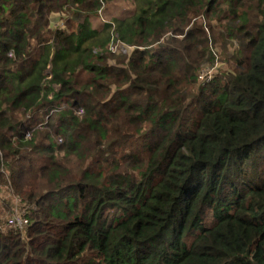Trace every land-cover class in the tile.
Here are the masks:
<instances>
[{"label":"trees","instance_id":"trees-1","mask_svg":"<svg viewBox=\"0 0 264 264\" xmlns=\"http://www.w3.org/2000/svg\"><path fill=\"white\" fill-rule=\"evenodd\" d=\"M133 3L98 31L99 0H0V189L29 219L0 264H264V0ZM200 15L239 54L194 87Z\"/></svg>","mask_w":264,"mask_h":264},{"label":"rangeland","instance_id":"rangeland-1","mask_svg":"<svg viewBox=\"0 0 264 264\" xmlns=\"http://www.w3.org/2000/svg\"><path fill=\"white\" fill-rule=\"evenodd\" d=\"M100 5L94 14H89V19L92 23V27L98 31H101L102 28L106 23L112 22L114 19H119L128 15H131L134 11L135 5L133 3L134 0H113L111 2L107 0H99ZM69 9V8H68ZM62 14H65V12H61ZM260 13L257 10L250 11V20L251 23L248 26V29L251 31H255L256 26L259 24L260 20ZM83 18L81 20H78L77 23L80 21L82 22ZM199 23H202L205 27L206 24L209 23L208 18L204 15H200L198 18H196ZM64 21V22H63ZM64 27L63 25H66L65 20L59 21L57 26ZM76 23L72 25L71 29H76ZM214 30L210 31L209 28L206 27L207 32V39H208V46H209V52H207V55L202 60V62L199 64L197 73H192L193 77H195V80L192 79L194 82L193 86L196 87L198 84L204 85L208 84L209 82L203 81L201 78L207 72L208 70L214 68V75L221 74L222 72H225L227 70L233 69L234 62L236 57L238 56L239 51V45L238 40L233 41L231 38L227 37L224 29L222 26H220L217 23H213ZM171 32H169L170 34ZM116 35V34H115ZM114 35L113 39L109 43V50L114 53L112 54L115 58L120 57V54L118 51H121L122 54L126 55L125 58L129 57V54L136 46L124 44L120 40L116 39V36ZM240 42V41H239ZM241 43V42H240ZM237 47V48H236ZM97 51V50H96ZM111 60V59H110ZM84 76V73L81 75V78ZM52 75H50V72L47 76V85H49L48 81L51 79ZM79 80H82L78 78ZM213 79V78H212ZM190 81L183 79L179 83L178 87L182 88H188L190 89V86H188ZM51 86L54 87L55 90L59 88V84H52ZM52 97V94L49 96ZM66 105V104H65ZM63 105V107H66ZM77 114H82L83 109L79 108L76 111ZM43 122L40 123L38 126L40 128H50L51 123H56L58 121L57 114L55 115V110L51 111L49 115L46 117H43ZM45 124V125H43ZM48 127H43L47 126ZM32 131H30V135H32ZM63 137V136H62ZM59 135V142L64 141V138H62ZM14 198V195L8 192V189L4 188V191L0 189V230H6L7 228H13L7 221L10 217L14 216L16 217L17 214L20 213V211L17 209V202L20 204L21 197L15 196L14 198V206L12 209V199ZM11 200V206L9 209V204ZM15 210V211H14ZM29 224V223H28ZM24 227H22L19 231H23Z\"/></svg>","mask_w":264,"mask_h":264},{"label":"built area","instance_id":"built-area-1","mask_svg":"<svg viewBox=\"0 0 264 264\" xmlns=\"http://www.w3.org/2000/svg\"><path fill=\"white\" fill-rule=\"evenodd\" d=\"M214 68L208 70L207 72H205V74L202 76V80L205 81L206 83L211 81L214 75ZM27 136H30V133L27 134ZM19 210L20 213L16 215V217L12 216L9 218V220L7 221L11 226L17 227L19 229H21L22 227H26L29 223V219L27 216V211L25 209H21V208H16L15 210ZM14 210V211H15Z\"/></svg>","mask_w":264,"mask_h":264}]
</instances>
